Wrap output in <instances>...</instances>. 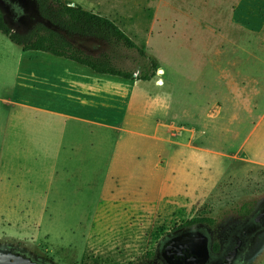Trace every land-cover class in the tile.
<instances>
[{
    "label": "rangeland",
    "instance_id": "1",
    "mask_svg": "<svg viewBox=\"0 0 264 264\" xmlns=\"http://www.w3.org/2000/svg\"><path fill=\"white\" fill-rule=\"evenodd\" d=\"M67 1L112 19L157 69L137 80L141 57L126 48L114 62L132 80L70 65L68 122L84 137L71 147L64 137L59 151L86 153L9 159L0 144V245L49 264H167L161 244L179 230L251 242L264 210V0ZM0 7L19 33L41 22L31 0ZM67 39L91 55L108 49ZM19 54L50 55L0 34V60ZM195 216L214 223L179 227ZM253 239L237 263L264 264V224Z\"/></svg>",
    "mask_w": 264,
    "mask_h": 264
},
{
    "label": "crops",
    "instance_id": "2",
    "mask_svg": "<svg viewBox=\"0 0 264 264\" xmlns=\"http://www.w3.org/2000/svg\"><path fill=\"white\" fill-rule=\"evenodd\" d=\"M74 63L53 55L32 58L19 54L0 60V73L9 66L5 72L9 74V83L2 93L0 90V144L5 146L9 159H21L27 155L42 160L45 155L50 160H73V157L86 153L59 151V146L64 145V137L68 139L66 147L74 145L71 143L73 137H84L74 131V123L68 122L72 114L68 102L73 96L69 69ZM78 103L81 106L84 102L79 100ZM44 126L47 131L42 133ZM38 128L40 136L36 135ZM38 145L45 147L36 152ZM81 145L76 147L81 150ZM48 146L51 147L50 158L46 150Z\"/></svg>",
    "mask_w": 264,
    "mask_h": 264
},
{
    "label": "trees",
    "instance_id": "3",
    "mask_svg": "<svg viewBox=\"0 0 264 264\" xmlns=\"http://www.w3.org/2000/svg\"><path fill=\"white\" fill-rule=\"evenodd\" d=\"M38 15L46 22L34 23L25 33L12 31L0 7V34L21 51H38L62 57L89 68L99 75H110L132 80L133 71L118 67L115 62L117 49H135L141 57V66L136 75L139 81H147L155 74L157 65L112 19L83 8L67 0H31ZM94 38L104 41L108 49L98 55H91L71 43L67 36ZM241 216H248L250 210L244 205ZM197 223L212 225L214 220L206 216H195L179 227ZM151 252H147L149 255Z\"/></svg>",
    "mask_w": 264,
    "mask_h": 264
},
{
    "label": "flooded vegetation",
    "instance_id": "4",
    "mask_svg": "<svg viewBox=\"0 0 264 264\" xmlns=\"http://www.w3.org/2000/svg\"><path fill=\"white\" fill-rule=\"evenodd\" d=\"M260 216V218H254L256 221L254 225L256 227L253 229V238H255L258 232L263 228L264 210L261 212ZM253 238L252 241L246 245L244 242L238 240L237 243H232L229 248L228 243L231 242L228 240L216 239L207 243L206 240L203 241L199 236L193 234V232H188L183 229L165 237L161 247L165 252L164 259L167 264H209L212 255L219 257L216 264H240L237 263L238 255L240 251H243L242 254H244V256L251 252L255 240ZM243 240L245 241V239ZM11 256L29 257L33 261L49 264L39 261L21 250L0 245V264L6 263Z\"/></svg>",
    "mask_w": 264,
    "mask_h": 264
},
{
    "label": "water",
    "instance_id": "5",
    "mask_svg": "<svg viewBox=\"0 0 264 264\" xmlns=\"http://www.w3.org/2000/svg\"><path fill=\"white\" fill-rule=\"evenodd\" d=\"M40 20L41 22L46 23L42 18ZM12 31H14V29H12ZM4 264H43V263L33 261L29 257L11 256L10 259Z\"/></svg>",
    "mask_w": 264,
    "mask_h": 264
}]
</instances>
